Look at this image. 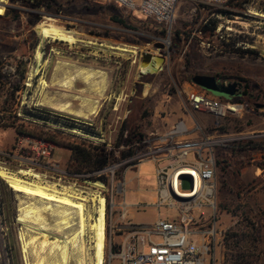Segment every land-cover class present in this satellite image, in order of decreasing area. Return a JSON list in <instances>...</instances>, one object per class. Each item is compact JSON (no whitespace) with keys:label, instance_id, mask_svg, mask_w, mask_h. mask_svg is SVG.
Here are the masks:
<instances>
[{"label":"rangeland","instance_id":"obj_1","mask_svg":"<svg viewBox=\"0 0 264 264\" xmlns=\"http://www.w3.org/2000/svg\"><path fill=\"white\" fill-rule=\"evenodd\" d=\"M3 7L4 12L0 15V74L6 85L0 91V116L3 96L17 86L9 115L16 116L31 134L55 143L53 158L71 177L58 183L50 180L49 183L71 187L68 189L70 192L85 196L86 215L92 216L93 221L97 215L89 199L98 193L92 184L100 182L93 172L72 173L68 165L70 151L63 147L65 144L100 145L106 151H113L115 161L105 165L115 166L113 191L116 190V182L124 179L125 202L133 205L152 202L154 165L144 162L136 171L131 163H123L126 159H120V155L128 148L143 151L147 146L143 141L152 138L151 134L163 135L180 120L191 124L192 118L206 124L204 131L210 135L214 131L217 136L226 137L237 133H264V24H260L259 18L253 15L264 13V0H249L245 6L241 4V9L228 7L229 10L219 19L211 18L212 27L215 22L222 24L221 38L218 36V39L212 37V27H207L208 30L202 35L197 34L208 14L204 15L189 2L177 6L175 22L169 33L171 46L176 43L177 48L174 51L171 49L168 56L162 53L164 63L160 71L143 75L139 74L138 69L141 54L150 52L158 55L160 51L156 44H161L160 40L168 37L166 31L147 17L139 14L130 17L101 0H56L55 4L48 5L42 0H5ZM8 9L14 12L4 17ZM114 18L123 20L124 25L114 21ZM49 24L69 31L70 36L76 38V44L52 41L39 33ZM176 32L180 33V40H177ZM200 41L212 42L214 51L200 47ZM235 49L254 50L255 53L241 54L233 52ZM36 50L41 54L39 63L34 58ZM36 67L38 73L29 79V74ZM79 71L91 72V82H81ZM21 74L24 76L22 80ZM195 75L217 76L220 81L226 82L242 81L239 80L242 78L248 83L246 90L249 98L242 95L238 82H235L238 91L232 94L207 93L221 101L241 100L250 107L257 103L262 108L256 105L253 112L240 120H219L205 114H192L190 118L183 90L192 86L189 78ZM71 77H75L73 89L66 91L61 84ZM41 82H45L47 87ZM65 93L69 96H61ZM73 95L88 100L81 103L71 98ZM55 104H69L70 113L53 109ZM144 110L150 112V117L142 120ZM141 124V141L134 140L130 146L121 143L124 129L123 138L127 131ZM15 135L13 128L0 122V151L12 148ZM195 135L201 134L197 131ZM220 152L226 155L227 160L224 163L226 172L217 168L215 223L217 228L224 230L217 249L221 264H264V240L253 242L250 234H246L252 228L251 223L262 226L264 232V173L259 178L254 174L257 166L264 165V141L252 139L247 145H241L237 153L230 152L226 147L217 153ZM240 157H244V160H240ZM0 165L12 173L19 170L2 160L1 156ZM100 179L108 189L104 197L109 201L110 174ZM21 195L12 191L0 178V264H24L22 243L18 238L22 226L17 223ZM114 200L117 203L121 198L114 195ZM129 208L127 218L133 224L151 223L156 217L151 210L137 212ZM208 214L213 217L212 212ZM44 219L47 226L55 227V219L50 216H44ZM113 220L117 225L123 222L116 212ZM103 222L101 264L104 263L105 241L108 252L110 231L109 224L105 226V218ZM70 232L64 231L65 234ZM234 236L238 240L236 248L233 247L236 242ZM84 239L86 264H94L95 241L92 233L87 231ZM28 252L27 259L30 261L40 257L45 264L53 261L48 246L40 254L39 246H31ZM105 259V264H108L107 257ZM70 264H75L73 259ZM111 264L119 262L114 258Z\"/></svg>","mask_w":264,"mask_h":264},{"label":"built area","instance_id":"obj_2","mask_svg":"<svg viewBox=\"0 0 264 264\" xmlns=\"http://www.w3.org/2000/svg\"><path fill=\"white\" fill-rule=\"evenodd\" d=\"M105 4L116 6L131 14H139L149 18L157 26L168 33L165 40H160L163 52L170 53L169 33L175 22L177 6L185 1L198 7L208 14L201 24L197 34L202 35L203 27H212L210 19H219L222 11H228L227 3L230 0H101ZM245 6V3L242 4ZM260 24H264V13L258 14ZM257 17V16H256ZM212 27V37L221 38L222 24L215 22ZM228 30L229 28L226 27ZM219 36V37H218ZM200 47L208 50L214 46L210 41H200ZM224 84L230 83L221 81ZM241 92L243 90L242 83ZM18 94V92H15ZM188 116L192 114H205L209 117L225 120L226 118L240 120L249 112H253L255 105L250 107L241 100L221 101L205 94L200 88L189 85L183 90ZM243 95V94H242ZM191 124L180 120L173 124L163 135L151 134L143 143L147 146L143 151L136 152L123 163H131L138 170L144 163L154 165V198L151 203H138L128 205L125 202L126 182H116L113 191V169L115 166H104L93 172L104 190H97L105 202V226H110L108 239V254L105 257L108 264L112 259L119 264H221L217 249L224 230L216 227L217 202V168L218 161L226 163V155L218 150L225 147L230 152L237 153L241 145H247L252 139H261L264 133H237L226 137L225 135H212L205 133L206 124L197 122L192 118ZM197 131L201 135L196 136ZM53 143L45 138L15 135V142L8 151H0L1 159L11 166L18 168V172L33 171L47 182H61L70 174L60 168L59 162L53 158ZM247 147V146H245ZM225 155V156H224ZM192 159H189V157ZM244 160V157H240ZM6 168V167H4ZM7 169V168H6ZM258 175L264 173V165L257 166ZM110 174V198L105 199L108 192L106 185L100 178ZM56 183V184H57ZM98 183V182H96ZM115 196L121 200L115 202ZM129 207L136 211L153 210L156 214L151 223L133 224L127 218ZM114 212L118 219L123 220L116 224L113 220ZM208 212H212L210 217ZM106 232V229H105ZM118 233V234H117ZM117 239V240H116Z\"/></svg>","mask_w":264,"mask_h":264},{"label":"bare ground","instance_id":"obj_3","mask_svg":"<svg viewBox=\"0 0 264 264\" xmlns=\"http://www.w3.org/2000/svg\"><path fill=\"white\" fill-rule=\"evenodd\" d=\"M4 4L5 0H0V15L4 12ZM253 15L262 18V16L256 13H253ZM236 20L239 19L236 18ZM39 33H43L44 37L50 38L52 41H64L70 45L76 44L77 42L76 38L70 36L71 33L69 31L54 24H49L48 27L41 28ZM34 58L36 63L41 62V54L39 51H35ZM139 64V73H156L162 67V60L157 55H153L149 63L142 64L140 62ZM38 71V67L33 68L32 74H29V79L31 76L36 75ZM79 73L81 72L79 71ZM81 76L83 80L81 82L87 84L93 74L84 71L81 73ZM74 82L75 77H71L69 81L62 83L61 87L66 91H72ZM41 83H43L44 87H47L45 82ZM66 94L68 93L61 96H69ZM73 97L74 100H80L81 103L87 102L88 100L79 96L76 97L75 95L71 96V98ZM55 106L56 104L52 108L59 112L66 111L70 113L69 104ZM0 178L5 181L12 191L22 194L18 201L19 214L17 223L22 226V232L19 233L18 238L22 243L21 250L24 264H45L41 257L33 261H30L29 258L27 259L29 257L28 249L31 246L33 248L39 246V254L42 253V250L46 246L49 247L50 253L53 255V261L48 264H70L72 259L75 264H86V244L84 236H86L87 231L92 233L95 241L94 264H101L103 259L101 253L103 252L102 243H104L103 219L105 204L104 200L98 196V193L93 194L89 199L97 215V218L93 221L92 216L86 215V197L84 196V198L70 192L68 189H71V187H60V185L54 182L49 183L44 181L41 176L30 170H21L17 173H12L1 165ZM92 186L97 190L105 189L99 183L92 184ZM44 216H50L55 219V227L51 228L47 226ZM64 231L71 232L65 234Z\"/></svg>","mask_w":264,"mask_h":264},{"label":"trees","instance_id":"obj_4","mask_svg":"<svg viewBox=\"0 0 264 264\" xmlns=\"http://www.w3.org/2000/svg\"><path fill=\"white\" fill-rule=\"evenodd\" d=\"M43 2H46L47 5L48 4H55L56 0H42ZM249 0H230L227 3L228 7H232V8H237L239 7L241 9V4L243 3H247ZM36 5H40V3H37ZM113 6V5H111ZM11 12H14L12 10H6V13L4 15V17L8 16ZM223 13L226 11H222ZM16 17V16H15ZM114 21H116L117 23L124 25V21L114 18ZM203 31L208 30V28L203 27L202 28ZM213 30V28L211 29V31ZM176 38L177 40H180V36H179V32H176ZM177 48V44L174 43L173 46H171L170 50L172 49V51H174ZM233 52H238L241 54H253L255 53L254 50H240V49H235ZM23 74H21L20 80L23 79ZM217 77V76H215ZM192 78V77H191ZM191 78H189V82L191 83ZM219 78V77H218ZM3 76L0 74V91L1 89H3L6 85L5 82H3ZM239 81L242 83V94L243 96H245L246 98H249V93L247 92V88H249L248 83L242 79L239 78ZM193 85V84H192ZM18 87L16 86L12 91H9V93H6L3 98H2V109H1V116H0V122L1 123H5L6 127H10L13 128L15 131V134L18 135H28V136H35L33 134H31L29 131H27V126L23 123H19V119L16 116H10V109L12 107L11 101H13V96H14V90H17ZM205 94L208 95L207 92H205ZM1 97V95H0ZM13 103V102H12ZM254 104V103H253ZM255 105V104H254ZM7 116V117H6ZM150 117V112L144 110L141 114V118L142 120L144 118ZM142 124L139 126H135L134 129H131L129 131H127L126 133V137L123 138V134L125 132V129L121 132V143H123L124 145L130 146L133 141H141L143 138V131H142ZM35 137H39V136H35ZM42 138V137H40ZM47 140V139H46ZM51 143H53L55 145V143L51 140H48ZM66 149H68L70 151V156L68 159V165L71 168L72 173L74 174H90L92 172H95L101 168H103L107 163L111 164L113 163L115 160L113 158L114 154L113 151H106L103 146L100 145H92V144H88V145H84V143H80V144H65ZM118 147V146H116ZM136 153L135 150H133L132 148L125 151L121 152L120 155V159H127L131 156H133ZM224 161H218V167L221 169L222 172H226V166H224ZM237 173V172H235ZM248 221V220H247ZM252 226V228L250 230H248V232H246L247 235L250 234L251 236V240L253 242H261L262 240H264V232H262V226H256L255 224L251 223L250 224ZM247 226V225H246ZM235 238L237 236H234ZM236 242L233 243V247H237V238L234 239Z\"/></svg>","mask_w":264,"mask_h":264},{"label":"water","instance_id":"obj_5","mask_svg":"<svg viewBox=\"0 0 264 264\" xmlns=\"http://www.w3.org/2000/svg\"><path fill=\"white\" fill-rule=\"evenodd\" d=\"M38 31V30H37ZM156 48H159V54L157 55L158 58L162 60V64L164 63V57L162 56V50L163 45L162 44H156ZM153 54L150 52H144L141 54V63L146 64L151 61ZM140 75H143V73H139ZM191 83L200 88L201 90L213 93V94H219V95H228L232 94L235 91H238V89L235 87V82H230L227 84H224L220 81V79L209 76V75H195L191 78ZM240 83H238L239 85ZM258 108H262V105H257Z\"/></svg>","mask_w":264,"mask_h":264},{"label":"crops","instance_id":"obj_6","mask_svg":"<svg viewBox=\"0 0 264 264\" xmlns=\"http://www.w3.org/2000/svg\"><path fill=\"white\" fill-rule=\"evenodd\" d=\"M183 3H187V2H185V1H182V2H180V6L183 4ZM178 5V6H179ZM112 7H114L117 11H119V12H122L123 14H125V15H129L130 17H135V14H131V13H128V12H126V11H124L123 9H120V8H118V7H116V6H112ZM199 10V9H198ZM200 11V10H199ZM202 12V11H201ZM176 13H177V11H176ZM203 14L204 15H206V13L205 12H203ZM260 140H262V141H264V137H262ZM255 177L256 178H259L261 175H258V173L256 172V170H255ZM153 198H154V194H153V197H152V199H151V201L153 200ZM138 204V203H137ZM133 205H135V204H133ZM131 208H133L134 209V211H136L135 210V207H131ZM130 209V208H129ZM151 210V209H150ZM146 211V210H145ZM151 211H153V210H151ZM137 212H141V211H137ZM154 212V211H153ZM155 213V212H154ZM144 224V223H143ZM146 224V223H145Z\"/></svg>","mask_w":264,"mask_h":264}]
</instances>
